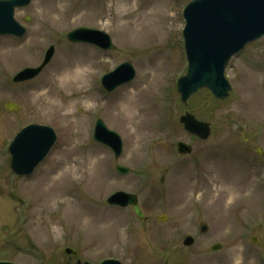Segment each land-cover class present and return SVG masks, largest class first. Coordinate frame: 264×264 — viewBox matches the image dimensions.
<instances>
[{
    "label": "rangeland",
    "instance_id": "374dc122",
    "mask_svg": "<svg viewBox=\"0 0 264 264\" xmlns=\"http://www.w3.org/2000/svg\"><path fill=\"white\" fill-rule=\"evenodd\" d=\"M188 1L32 0L15 10L25 35L0 36V260L264 264V36L230 58L228 97L202 89L182 103L175 85L186 67ZM78 26L105 31L114 49L69 42L66 33ZM50 45L37 77L12 82ZM124 61L133 80L105 91L101 76ZM5 101L20 110L7 111ZM185 111L209 122L208 138L183 130ZM97 118L121 136L118 159L92 139ZM30 123L52 127L57 138L33 173L18 177L7 144ZM177 141L192 152L177 153ZM116 164L132 172L121 175ZM119 190L137 195L143 217L105 203ZM215 243L221 247L210 250Z\"/></svg>",
    "mask_w": 264,
    "mask_h": 264
},
{
    "label": "water",
    "instance_id": "95a60500",
    "mask_svg": "<svg viewBox=\"0 0 264 264\" xmlns=\"http://www.w3.org/2000/svg\"><path fill=\"white\" fill-rule=\"evenodd\" d=\"M28 1L0 0V33L20 34L19 25L12 17L13 7L26 4ZM184 16L188 69L187 74L178 81L182 100L200 87L210 88L216 97H225L229 85L223 77V71L228 58L248 41L264 34V0H193L187 5ZM80 31L85 34L81 37L73 36ZM69 37L96 42L103 47L108 46L106 44L108 37L101 31L78 29ZM39 69H25L14 79L23 80L32 77ZM125 77L117 82L126 80ZM114 83L109 85V88H112ZM5 107L15 111L19 109L12 103H6ZM181 121L185 122L186 128L191 131L200 133L202 136L206 135L204 126L196 123L189 116L183 117ZM95 138L111 146L115 150V155H119L120 138L116 133L107 130L102 121L97 123ZM54 141L55 133L50 127L28 125L20 130L9 147L13 171L20 175L29 174L45 156ZM179 150L186 151L187 147L181 145ZM108 201L122 205L131 203L134 205L135 213L142 216L136 205V197L133 195L118 192ZM205 228V225H202V230ZM189 242H191L190 239ZM218 247L217 244L211 249ZM101 264L120 263L106 260Z\"/></svg>",
    "mask_w": 264,
    "mask_h": 264
},
{
    "label": "bare ground",
    "instance_id": "6f19581e",
    "mask_svg": "<svg viewBox=\"0 0 264 264\" xmlns=\"http://www.w3.org/2000/svg\"><path fill=\"white\" fill-rule=\"evenodd\" d=\"M64 56H65V55H64ZM146 63H148V62H146ZM125 93H127V90H126ZM125 93H124V94H125ZM121 95H122V93H121ZM134 95H135V92L131 95L132 98L127 99V100L124 101V103H123V108H124V109H127V108H129V107L132 106V104H133V102H134V100H135V98L133 97Z\"/></svg>",
    "mask_w": 264,
    "mask_h": 264
}]
</instances>
